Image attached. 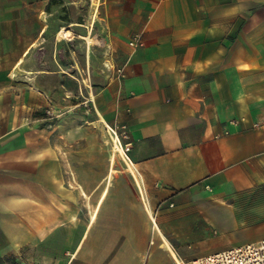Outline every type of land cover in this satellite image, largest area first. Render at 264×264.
<instances>
[{
    "label": "crops",
    "instance_id": "1",
    "mask_svg": "<svg viewBox=\"0 0 264 264\" xmlns=\"http://www.w3.org/2000/svg\"><path fill=\"white\" fill-rule=\"evenodd\" d=\"M102 7L112 63L75 82L59 64L30 68L38 15L25 35L0 15V242L40 249L45 264H191L263 240L264 0ZM71 88L84 99L75 125L45 122L51 101L67 112ZM106 129L123 174L112 139L109 158L95 156Z\"/></svg>",
    "mask_w": 264,
    "mask_h": 264
},
{
    "label": "rangeland",
    "instance_id": "2",
    "mask_svg": "<svg viewBox=\"0 0 264 264\" xmlns=\"http://www.w3.org/2000/svg\"><path fill=\"white\" fill-rule=\"evenodd\" d=\"M104 0H0V15L3 18L14 17L17 18L12 24L13 31L19 30L23 35L26 33L27 21H31L33 15H38L40 20L39 26H45V31L42 34L41 39L35 43V48L30 51V68L34 69H57L58 64L60 69L66 74L67 80L74 81V78L85 77L87 71V64L90 67L91 74L103 75L101 70L107 71L112 63V55L109 41L105 39V33L103 31L104 26V9L102 7ZM97 4V5H96ZM99 7V8H98ZM72 24L70 30L76 35L90 34L91 43L87 44L83 40L76 36H72L69 39L58 40L57 33L61 27H66ZM9 25H7L8 27ZM91 29V30H90ZM7 31V29L5 30ZM89 32V33H88ZM5 33V32H4ZM7 37L3 41V46H6L5 55L2 57V63L11 62L14 49L11 48L13 41L10 40L9 34H4ZM22 43L21 40H19ZM24 42V41H23ZM26 42H29L26 41ZM89 45V46H88ZM43 51H42V50ZM88 53V55H87ZM26 55L21 59V69L27 68ZM15 58V57H13ZM89 69V68H88ZM5 73V72H4ZM6 74V73H5ZM10 74V73H9ZM18 79H25V73L18 71ZM3 79L0 76V80ZM11 79H16L12 76ZM71 95L67 96V112H63V105H58V101L49 102V106L45 107L42 111L44 117L48 120L45 122L49 124H55L63 117L71 118L68 123L75 125L74 116L75 108H72L77 101H84L81 96L76 98L74 89L71 88ZM56 91V89H55ZM83 96L86 97L85 91ZM57 100V98L55 99ZM84 110L85 107H82ZM77 113H80L77 111ZM78 115V114H77ZM86 119H89L87 116ZM77 124L83 123L84 120H76ZM117 137L120 144L123 147L121 138L116 135L110 129H106L105 133L100 132L97 134V153L95 156L100 158L106 156L109 158L111 154V146L113 139ZM112 139V142H111ZM101 149L106 150L103 155ZM124 151V147H123ZM115 163V172L113 175L123 174L126 168L122 161H127V157L124 153V158L119 154L113 156ZM59 249V245H55ZM6 253V254H5ZM60 254V253H59ZM43 255L40 249L31 247L11 248L8 241L0 242V264H45L42 263Z\"/></svg>",
    "mask_w": 264,
    "mask_h": 264
},
{
    "label": "built area",
    "instance_id": "3",
    "mask_svg": "<svg viewBox=\"0 0 264 264\" xmlns=\"http://www.w3.org/2000/svg\"><path fill=\"white\" fill-rule=\"evenodd\" d=\"M141 46L140 35L133 36L129 41V47L133 51ZM191 264H264V239L203 257Z\"/></svg>",
    "mask_w": 264,
    "mask_h": 264
},
{
    "label": "bare ground",
    "instance_id": "4",
    "mask_svg": "<svg viewBox=\"0 0 264 264\" xmlns=\"http://www.w3.org/2000/svg\"><path fill=\"white\" fill-rule=\"evenodd\" d=\"M97 5V4H96ZM99 8V7H98ZM72 26V24H70L69 26L66 27H61V29L58 31L57 33V39L58 40H63V39H69L72 36H76L79 39L83 40L84 42H86L87 44L91 43V38H90V34L81 36V35H76L74 32H72L70 30V27ZM91 30V29H90ZM89 33V32H88ZM89 46V45H88ZM88 55V53H87ZM113 139V152L114 154H119L121 157L124 158V151H123V147L120 144L119 140L117 137H112ZM115 155L113 156V160H114ZM125 160V158H124ZM126 161V160H125ZM130 171L132 172V170L130 169ZM166 244V243H165ZM167 245V244H166ZM168 246V245H167Z\"/></svg>",
    "mask_w": 264,
    "mask_h": 264
}]
</instances>
